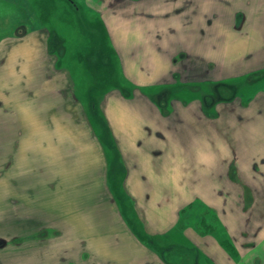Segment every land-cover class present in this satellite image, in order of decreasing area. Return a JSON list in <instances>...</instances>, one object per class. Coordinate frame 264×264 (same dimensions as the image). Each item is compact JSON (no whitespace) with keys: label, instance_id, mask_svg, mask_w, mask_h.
<instances>
[{"label":"crops","instance_id":"obj_1","mask_svg":"<svg viewBox=\"0 0 264 264\" xmlns=\"http://www.w3.org/2000/svg\"><path fill=\"white\" fill-rule=\"evenodd\" d=\"M87 3L104 30L93 50L116 54L115 68L132 90L115 87L91 103L106 138L88 119L69 67L56 69L50 33H37L31 45L38 29L21 32L31 17L0 14V264H187L192 249V264H264V218L248 226L245 189L233 186L231 171L232 139L246 150L253 117L264 145V93L253 98V110L240 96L209 109L199 94L186 104L172 90L227 81L249 59L264 66V0ZM167 88L174 93L165 111L155 97ZM115 166L147 233L117 205ZM240 176L247 185L246 173ZM201 209L218 217L237 253L215 231L201 233L203 216L183 220ZM180 224L190 245L175 249L176 257L155 237Z\"/></svg>","mask_w":264,"mask_h":264},{"label":"rangeland","instance_id":"obj_2","mask_svg":"<svg viewBox=\"0 0 264 264\" xmlns=\"http://www.w3.org/2000/svg\"><path fill=\"white\" fill-rule=\"evenodd\" d=\"M3 1L4 7L1 6L0 8V14L2 16L6 15L9 20L12 17L11 19H23L24 21H26L28 17H31V20L27 22L28 27L25 26L26 28L23 27L21 29V32L24 30L31 31L38 29L34 36L31 37V45H35L37 33L42 30L45 34L50 33L48 38L49 45H51L49 46V54H51V59L57 63L56 69L65 67L68 69L69 67L73 80H76L75 90L78 92V95L83 98L85 105L88 107V119L97 127V133L99 132V134L105 136L106 133L102 129V125L104 126L105 124L103 117L102 115L97 114L96 111H92L91 103L94 99L96 102H99L101 98L105 97V93L109 91L111 92V90L115 89V87H123L127 93L132 92V90L127 81H125L123 76L120 75V68H115V66L118 68L119 64L116 54L109 52V50H93V46L97 45V42L100 43V39L104 37L103 26L99 24L101 21L99 13L95 12V9L91 8V6L87 3V0ZM5 6L7 7V10ZM87 28L91 29L90 32H92V34L87 32ZM53 42H56V44L53 45ZM249 56L250 53H247L246 57L248 58ZM32 59L36 61L41 58L36 54H32ZM25 60L27 59L25 58ZM248 62L251 64H248L242 74L237 75L236 77L228 78L227 81H223L218 84H202L198 92H195L197 89L188 85L183 86L182 90H178L175 87H172V90L182 96L184 98V103L186 104L190 102L191 97H194L193 94H199L203 97L201 102L205 100L206 103V105L203 103L202 106H206L209 109L217 106L218 104L224 103L225 101L234 100V98L240 96L243 99L242 106L253 110L259 104L254 101L253 98L260 91L261 93H264V66L258 67L257 65L259 63L253 66V63L257 62L255 59H249ZM57 84L59 86L63 85L61 81ZM99 84H101V87ZM72 87H74V84H72ZM165 89L161 90L158 94L159 96L155 98L157 102H159L160 107L166 111L168 110L167 108H170L169 106H171L170 103L172 101L171 99L166 101L167 94L169 92H174L171 91L170 88H167L169 91ZM262 101L264 102V100ZM77 116L78 113H75L74 121ZM215 117L218 118V115L216 114ZM258 118L259 117L255 119V117H253L252 120L248 121L249 127H251L247 133L248 147L246 150L244 147L242 149L239 147V141L235 138L232 139V155H237V160L235 161L233 159L234 161L231 167L233 174L232 182L233 186L245 189L243 202L245 203L244 211L248 216V226H254L256 222L264 218V165L260 163V159L262 158L260 156L261 153L263 154L264 152V145L262 146L258 143V137L255 136L254 133V125L260 122L257 121ZM107 135H109V133H107ZM244 141H246L245 138ZM235 144L237 145L236 148L234 146ZM257 144L263 148L257 147ZM234 151H237V153L234 154ZM257 152L260 154H257ZM254 157H257L255 158L257 161ZM114 169L115 173H119L116 174V177L118 176L117 180L112 181L115 185V199L117 205H119L121 212H125L129 215L130 222L134 227L144 229L145 231L143 213L137 207L135 199L128 195L124 189V179H122L123 171L120 169V166L119 170L116 166ZM240 171L246 173L248 178L247 185L244 182V178H241ZM235 199L236 197H234L233 201ZM199 213L200 216L198 217ZM182 214L183 220L191 218L193 221H199V219H202L203 216L204 219L199 222V229L201 230V233H206L209 229L215 231L216 235L222 238V244L225 249H227L230 253H232V251L237 253L236 248L229 241L225 229L219 223L218 217H216L213 213L204 212L201 209L199 211H186ZM182 224L184 225V222H182ZM178 227L181 230H178ZM178 227L170 234H173V236L165 235L164 237H155V239L162 243L163 246L167 245L166 247H171L168 251H170V249H174L173 252L175 254V249L177 250L183 244H186L185 246L190 245L183 235L182 230L184 227L181 224ZM144 231H142L143 233L141 232V234L143 236H147V238L152 242L154 238L150 235L151 233L146 234L147 232L145 231V233ZM158 242L154 241V245L157 247L160 245H158ZM171 243H173V246ZM12 249L16 250L17 248L15 247ZM9 250L11 249H2L3 252ZM192 250L190 251L191 253L187 255V264H192L194 258L197 256V251ZM178 256H180V254ZM201 262L203 264H207L203 258L201 259Z\"/></svg>","mask_w":264,"mask_h":264},{"label":"trees","instance_id":"obj_3","mask_svg":"<svg viewBox=\"0 0 264 264\" xmlns=\"http://www.w3.org/2000/svg\"><path fill=\"white\" fill-rule=\"evenodd\" d=\"M233 254H235L233 251H232Z\"/></svg>","mask_w":264,"mask_h":264}]
</instances>
